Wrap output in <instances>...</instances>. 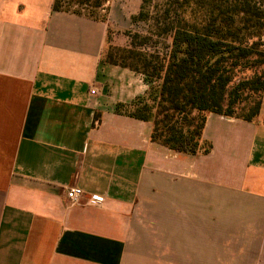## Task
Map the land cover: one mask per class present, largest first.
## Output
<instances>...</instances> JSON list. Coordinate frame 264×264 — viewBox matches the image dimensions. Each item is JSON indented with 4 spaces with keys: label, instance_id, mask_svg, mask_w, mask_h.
<instances>
[{
    "label": "crops",
    "instance_id": "0c3cea01",
    "mask_svg": "<svg viewBox=\"0 0 264 264\" xmlns=\"http://www.w3.org/2000/svg\"><path fill=\"white\" fill-rule=\"evenodd\" d=\"M54 1L0 0V264H264V122L210 113L206 154L153 142L116 110L149 84L104 59L147 33L143 0Z\"/></svg>",
    "mask_w": 264,
    "mask_h": 264
},
{
    "label": "trees",
    "instance_id": "16d2710c",
    "mask_svg": "<svg viewBox=\"0 0 264 264\" xmlns=\"http://www.w3.org/2000/svg\"><path fill=\"white\" fill-rule=\"evenodd\" d=\"M104 1L55 0L53 9L99 17L92 9ZM134 19L147 23V33L128 32L129 47L109 43L104 59L149 84L116 110L151 122L153 142L206 154L210 113L264 122V0H143Z\"/></svg>",
    "mask_w": 264,
    "mask_h": 264
},
{
    "label": "built area",
    "instance_id": "2783aa9c",
    "mask_svg": "<svg viewBox=\"0 0 264 264\" xmlns=\"http://www.w3.org/2000/svg\"><path fill=\"white\" fill-rule=\"evenodd\" d=\"M92 93H95V90H91ZM67 196L70 204H79L86 197L85 191L79 186H70L67 189ZM105 197L100 194H91L88 201L90 203H102L104 202Z\"/></svg>",
    "mask_w": 264,
    "mask_h": 264
},
{
    "label": "rangeland",
    "instance_id": "374dc122",
    "mask_svg": "<svg viewBox=\"0 0 264 264\" xmlns=\"http://www.w3.org/2000/svg\"><path fill=\"white\" fill-rule=\"evenodd\" d=\"M80 9L79 7H74V9ZM82 9H84V11H89L90 10V6H82L81 7ZM92 10H94L95 11V14H100V9H98V10H96V9H92ZM189 14H190V10H187V12H186V16H189ZM108 49H109V44L107 45V50H106V54H107V52H108ZM113 52H115L114 50H113ZM112 52V53H113ZM259 120H261L262 121V117H260V119Z\"/></svg>",
    "mask_w": 264,
    "mask_h": 264
}]
</instances>
